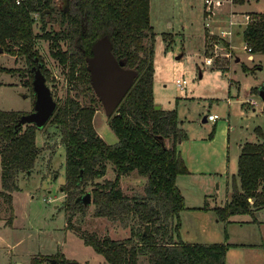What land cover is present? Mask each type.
<instances>
[{
  "label": "trees",
  "instance_id": "trees-1",
  "mask_svg": "<svg viewBox=\"0 0 264 264\" xmlns=\"http://www.w3.org/2000/svg\"><path fill=\"white\" fill-rule=\"evenodd\" d=\"M230 1L240 5L244 0ZM33 14L39 16L41 34L34 32ZM53 15L57 16L58 28L46 30L45 18ZM154 36L150 0H23L20 4L0 0V50L26 64L29 78L24 85L33 105L36 76L45 83L50 79L36 47L37 39L48 42L50 57L66 67L68 84L80 89L79 96L87 99L82 104L76 94V98L67 96L63 102H56L55 111L44 125L58 127L65 145L66 179L60 187L66 196L64 211L84 212L87 203L83 196L89 193L94 215L113 219L130 215L142 225L122 239L108 235L96 239L78 233L84 243L101 254L107 264H224L225 244L190 243L178 237V213L185 206L174 179L188 171L174 145L184 134L178 128L175 110L155 108ZM240 36L250 54L264 55V14L252 13ZM103 38L110 41L117 61L137 72L131 88L108 118L117 138L115 143L104 141L93 126L101 102L91 86L86 58L92 56L93 45ZM0 71L13 72L5 68ZM27 115L0 109V218L2 210L7 212V223L13 219L12 192L18 189V175L33 168L38 154V128L21 122ZM253 134L255 141L241 144L237 181L232 179L229 184L228 199L212 208L215 218L223 223L231 215L253 214L264 206V124L255 127ZM168 140L170 145L166 144ZM109 165L114 177L100 180ZM133 171L146 179L145 194L139 198L129 197L119 186L121 176ZM95 179L91 190L83 191V185ZM206 208L204 203L200 209ZM71 214L67 215V226ZM54 260L55 264H67L63 257Z\"/></svg>",
  "mask_w": 264,
  "mask_h": 264
},
{
  "label": "rangeland",
  "instance_id": "rangeland-1",
  "mask_svg": "<svg viewBox=\"0 0 264 264\" xmlns=\"http://www.w3.org/2000/svg\"><path fill=\"white\" fill-rule=\"evenodd\" d=\"M217 1L221 5L213 7L212 15L207 18L203 0H150V25L155 33V106L175 110L187 138L204 139L192 144L191 154L198 158L197 168L205 170V176L213 177L211 192L219 206L224 201L226 180L228 191L232 179L237 181L238 143L255 141L253 129L264 124V102L259 96V92L264 94V55L253 54L249 58L241 43L240 31L244 25L230 27V38H222L219 30L227 27L233 12L248 15V20L252 13L264 14V0H244L239 6L232 5L230 0ZM242 15L233 17L236 22L245 23ZM34 20V32L41 34L38 14ZM45 21L46 30L58 28L56 15ZM145 42L147 46L150 43L148 39ZM36 47L50 74L46 85L55 102H63L67 96L76 98L78 94V100L84 104L87 99L79 96L80 89L75 90L66 80V67L50 57L48 42L37 39ZM206 58L210 59L209 65L204 63ZM241 67L253 70L243 72ZM0 68L13 70L0 71V109L33 113L30 91L24 85L29 78L24 61L0 53ZM176 79L184 80L181 89L175 87ZM207 114H215L217 120L201 123ZM108 118L98 105L93 126L104 141L115 143L117 138ZM35 143L38 154L34 166L18 175V189L12 192L11 223L6 222L8 213L1 212L0 264L43 261L51 264L49 261L54 257L79 264H107L78 233L96 239L105 235L122 239L142 225L130 215L124 219L96 216L90 202L84 212H65L66 196L60 187L66 179V150L59 128L49 124L38 128ZM107 177H114L111 165L100 180ZM97 180L83 185V191H90ZM145 185L146 179L134 171L121 176L119 181L121 190L129 197H142ZM189 200L194 202V198ZM214 201L208 203L213 205ZM68 214H71L69 226ZM246 219H253L252 223L241 222ZM216 220L212 209L185 210L180 216L178 237L190 243L225 244L224 264H264V206L253 214L231 215L226 223Z\"/></svg>",
  "mask_w": 264,
  "mask_h": 264
},
{
  "label": "water",
  "instance_id": "water-1",
  "mask_svg": "<svg viewBox=\"0 0 264 264\" xmlns=\"http://www.w3.org/2000/svg\"><path fill=\"white\" fill-rule=\"evenodd\" d=\"M86 63L91 86L100 100L106 116H111L131 88L137 72L124 68L123 63L117 61L111 52V43L107 38H103L93 45L92 56L86 58ZM33 84L36 93L34 111L23 117L21 122L31 123L36 128H42L55 111L56 102L41 76H36ZM259 96L264 102L263 92H259ZM155 108L159 109L158 106ZM89 196V193L83 196L87 204L90 202ZM146 229H148V225H146ZM51 263H54V260H51ZM67 264L79 263L68 261Z\"/></svg>",
  "mask_w": 264,
  "mask_h": 264
},
{
  "label": "crops",
  "instance_id": "crops-1",
  "mask_svg": "<svg viewBox=\"0 0 264 264\" xmlns=\"http://www.w3.org/2000/svg\"><path fill=\"white\" fill-rule=\"evenodd\" d=\"M232 5H234V4H232ZM237 6H239V5H237ZM238 13L240 15L243 14V13H240V12H238ZM238 13L233 12V13H231V15H229V17L232 16V18L234 19L233 15L234 14H238ZM243 16H245V15H242V18H243ZM233 19H228L227 27L226 28H221L219 30V32L220 31H226V30H228L230 32L229 36H224L223 38H227V37L230 38V36L232 35V31H231L230 27H232L233 25H237V27H238V26H241V25L245 26V24H246V22L244 23V21H243V23H240V22H236L235 19L234 20ZM243 20H244V18H243ZM152 29H153V27H152ZM242 29H241V31H242ZM241 31H240V33H241ZM242 46H243V44H242ZM252 55L253 54L249 53V57L251 59L253 58ZM248 104H250L251 106L253 105V103L250 102V101H249ZM159 109H161V108L159 107ZM207 115H209V114H207ZM206 116L202 117L201 123H205V122L208 121L206 119ZM203 119H204V121H203ZM177 121H178V128L184 134V138L182 140L176 141L174 147H175L176 151L179 153L180 157L182 158V160H183V162H184V164L186 166V169L188 171L187 174L177 175L175 177V179H174V183H175L176 187L178 188L180 194L182 195L184 206H185V208L178 213L179 227H180V216L183 213V211L191 209L193 212H196V211H198V209H200L202 207V205L204 203L208 207L207 209H212L217 204H215L214 195H213V192H211V189L213 187L212 184H213V180H214L213 177L205 176L204 175L205 174V172H204L205 170L197 168L198 158L195 157L194 154H191V148L193 146L192 144H194L196 141H202L204 139L195 140V139L187 138L186 137V132H185L184 129H182L181 122L178 120V118H177ZM210 123H212V122L210 121ZM243 142H245V141H242V142L238 143L237 156H238V154L240 152V147H241V144ZM166 144L170 145L171 141L170 140L166 141ZM236 161H237V157H236ZM235 174H236V172H235ZM188 180L190 181L189 183H187ZM227 185H228V182L226 180V182H225L226 188H225V195H224L223 203L228 199V192L229 191L227 189ZM191 198H194V202H190L189 199H191ZM209 200H213L214 204L213 205L209 204L208 203ZM222 204L220 202V205H222ZM212 212L214 214L213 210H212ZM215 220H216V218H215ZM251 221L252 220H250V219H246V220H243L241 222L252 223ZM49 255H51V254H49ZM49 262L51 263V260ZM54 263H51V264H54ZM40 264H44V261L41 262Z\"/></svg>",
  "mask_w": 264,
  "mask_h": 264
},
{
  "label": "built area",
  "instance_id": "built-area-1",
  "mask_svg": "<svg viewBox=\"0 0 264 264\" xmlns=\"http://www.w3.org/2000/svg\"><path fill=\"white\" fill-rule=\"evenodd\" d=\"M16 4H20L21 2H23V0H15ZM203 4H204V13L206 14L207 18L209 17V15L211 14L212 15V9L213 7H218L221 5V2L217 1V0H203ZM37 17V14H33V18ZM244 20H246V23L249 22V16L248 15H245L243 16ZM230 32L228 30L226 31H220L219 32V35L223 38L224 36H229ZM245 48V47H244ZM246 51L249 53V49L248 48H245ZM250 58V57H249ZM204 63L205 65H209L210 64V59L209 58H206L204 59ZM184 80H179V79H176L175 80V87L178 88V89H181L182 85L184 84ZM206 119L208 121H215L217 119V116L216 115H213V114H209L206 116ZM248 200L250 201V199L248 198Z\"/></svg>",
  "mask_w": 264,
  "mask_h": 264
}]
</instances>
